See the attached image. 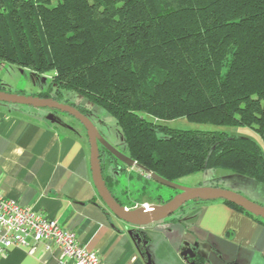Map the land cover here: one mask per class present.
Returning a JSON list of instances; mask_svg holds the SVG:
<instances>
[{
  "label": "trees",
  "instance_id": "obj_1",
  "mask_svg": "<svg viewBox=\"0 0 264 264\" xmlns=\"http://www.w3.org/2000/svg\"><path fill=\"white\" fill-rule=\"evenodd\" d=\"M0 62L104 110L145 174L177 183L219 169L264 184L254 140L149 119L248 128L264 145V0H0ZM99 152L117 200L106 166L120 162Z\"/></svg>",
  "mask_w": 264,
  "mask_h": 264
},
{
  "label": "crops",
  "instance_id": "obj_2",
  "mask_svg": "<svg viewBox=\"0 0 264 264\" xmlns=\"http://www.w3.org/2000/svg\"><path fill=\"white\" fill-rule=\"evenodd\" d=\"M16 90L9 92L19 94ZM35 92L30 96L45 91ZM27 109L34 108L0 103V194L56 220L105 264H264V220L222 200L191 202L178 214L141 227L117 219L93 186L87 135L31 119ZM222 184L264 206V184ZM186 249L193 258L182 255ZM0 264L60 263L54 248L29 240L2 254Z\"/></svg>",
  "mask_w": 264,
  "mask_h": 264
},
{
  "label": "rangeland",
  "instance_id": "obj_3",
  "mask_svg": "<svg viewBox=\"0 0 264 264\" xmlns=\"http://www.w3.org/2000/svg\"><path fill=\"white\" fill-rule=\"evenodd\" d=\"M50 77L51 74L40 76L34 75L22 68L0 62V81H2V85L4 84L7 87H5V92H9V90L12 89H18L16 91L19 95L30 96V93H36L35 91H45L48 97H55L60 103L84 109L86 111V117L93 124L103 140L117 152L125 155V143L120 129L115 124L114 120L104 110L95 106L76 92L64 90L61 91L60 95H56L55 86L51 83ZM38 95H40L39 92L34 96ZM25 115L34 120L50 122L64 132L78 134L86 139V132L83 127L67 114L55 110L39 111V109H27ZM149 119L171 129L226 131L231 135L252 139L260 147L264 148L260 136L257 133H253V131L248 128L232 129L205 124H195L189 122L186 118H177L169 121H155L152 118ZM157 135L158 137L164 136L161 133H157ZM107 158V154L103 152L102 161L104 164L106 163ZM120 164H122V167H120L121 170L119 171V176L116 175L118 170L114 163L106 166V174L110 176L111 180L117 182V184L112 187V193L117 200L125 204L127 208L142 204H161V202H166L173 194H175V191L172 189L158 185L151 179H148L138 167L131 168L121 162ZM241 180H250L251 182H254L249 178L240 177V175L232 172L218 169L206 170L190 175L180 179L177 183L186 188H198L211 187L208 182L210 181L212 184L218 183L222 188V183L229 187H238ZM179 211L180 210H178L175 215L178 214Z\"/></svg>",
  "mask_w": 264,
  "mask_h": 264
},
{
  "label": "water",
  "instance_id": "obj_4",
  "mask_svg": "<svg viewBox=\"0 0 264 264\" xmlns=\"http://www.w3.org/2000/svg\"><path fill=\"white\" fill-rule=\"evenodd\" d=\"M0 103L31 107L34 109H49L67 114L77 120L84 128L90 148V172L97 195L106 208L119 220L134 226H146L162 221L180 210L190 202H208L222 200L231 203L256 218L264 220V206L256 204L243 195L221 187L186 188L178 183L169 182L153 173L146 172L149 179L155 183L177 192L172 198L162 204H142L136 209L122 207L112 196L105 185L100 165L99 147H103L121 163L128 167H137L136 163L126 155L120 154L103 140L89 119L73 106L60 103L52 98L39 96H24L0 91ZM184 257L193 258L190 249L183 251Z\"/></svg>",
  "mask_w": 264,
  "mask_h": 264
},
{
  "label": "built area",
  "instance_id": "obj_5",
  "mask_svg": "<svg viewBox=\"0 0 264 264\" xmlns=\"http://www.w3.org/2000/svg\"><path fill=\"white\" fill-rule=\"evenodd\" d=\"M29 240L54 248L60 264H105L97 253L88 251L77 241L76 234L62 228L56 220L0 194V256L11 247L26 245Z\"/></svg>",
  "mask_w": 264,
  "mask_h": 264
},
{
  "label": "flooded vegetation",
  "instance_id": "obj_6",
  "mask_svg": "<svg viewBox=\"0 0 264 264\" xmlns=\"http://www.w3.org/2000/svg\"><path fill=\"white\" fill-rule=\"evenodd\" d=\"M116 167H117V170H118V171L116 172V175L119 176V174H120L119 171L121 170L120 167H122V164L117 165ZM144 174H145V173H144ZM145 175H146V174H145ZM146 177H147V175H146ZM147 178H148V177H147ZM148 179H149V178H148ZM173 191H174V190H173ZM176 194H177V192H175V194H173L172 197H173L174 195H176ZM172 197H171V198H172ZM169 199H170V198H169ZM169 199H168V200H169ZM139 206H140V205H139ZM125 208H127V207H125ZM131 208H132V207H131Z\"/></svg>",
  "mask_w": 264,
  "mask_h": 264
}]
</instances>
